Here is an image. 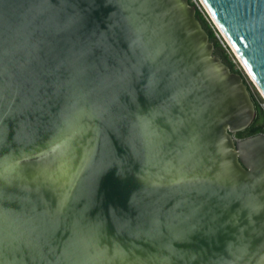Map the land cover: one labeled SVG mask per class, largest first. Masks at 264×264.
Wrapping results in <instances>:
<instances>
[{
    "label": "water",
    "instance_id": "obj_1",
    "mask_svg": "<svg viewBox=\"0 0 264 264\" xmlns=\"http://www.w3.org/2000/svg\"><path fill=\"white\" fill-rule=\"evenodd\" d=\"M200 1L264 98V0ZM256 117L189 0H0V264H264Z\"/></svg>",
    "mask_w": 264,
    "mask_h": 264
},
{
    "label": "trees",
    "instance_id": "obj_2",
    "mask_svg": "<svg viewBox=\"0 0 264 264\" xmlns=\"http://www.w3.org/2000/svg\"><path fill=\"white\" fill-rule=\"evenodd\" d=\"M189 2L191 5H194L192 0H189ZM197 18L201 22L207 34L209 35L210 41L214 44L215 54L222 59V61L231 69L232 72L242 74V76L245 79V82L248 85V89L251 93L252 99L257 109V117L255 121L252 123V125L250 126V136H254L258 133H262L264 131V123L262 122L263 125H259L256 122L258 119H261V118L264 120V111L260 107V104L257 99V95L256 94L253 95L252 93V90H253L252 84L251 83L249 84L247 82V77L245 76V74L240 69L237 68L236 63L234 62L233 58L231 57V54L229 53L230 52L229 47H223L221 45L219 38H218L219 33L217 29L213 27L211 23L208 22L206 16L203 13H201L198 9H197Z\"/></svg>",
    "mask_w": 264,
    "mask_h": 264
},
{
    "label": "rangeland",
    "instance_id": "obj_3",
    "mask_svg": "<svg viewBox=\"0 0 264 264\" xmlns=\"http://www.w3.org/2000/svg\"><path fill=\"white\" fill-rule=\"evenodd\" d=\"M211 21V20H210ZM212 25H214L215 27V24H213V22L211 21ZM216 28V27H215ZM217 29V28H216ZM220 41V40H219ZM221 45L224 47L223 43L220 41ZM228 47V46H227ZM229 53L231 54V57L233 58L234 62L236 63V66L238 69H240L243 73H245V70L243 69L242 65L240 64V62L237 60V58L235 57V55L233 54V52L229 49ZM246 74V73H245ZM247 75V74H246ZM248 77V76H247ZM250 77V76H249ZM247 78V82H249V84L251 83L252 86H253V90H252V93L253 95H257V99H258V102L260 104V107L261 109L264 111V98L262 97V95L258 92L257 88L254 86V84L252 83V81L250 80V78ZM261 122L264 123V120L261 118L260 119Z\"/></svg>",
    "mask_w": 264,
    "mask_h": 264
},
{
    "label": "built area",
    "instance_id": "obj_4",
    "mask_svg": "<svg viewBox=\"0 0 264 264\" xmlns=\"http://www.w3.org/2000/svg\"><path fill=\"white\" fill-rule=\"evenodd\" d=\"M192 2L194 3V6H196L197 7V9L201 12V13H203L205 16H206V18H207V20H208V22L209 23H211V21L213 22V20L211 19V17L209 16V14H208V12H207V10L205 9V7H204V5L202 4V2L200 1V0H192ZM211 20V21H210ZM213 24H214V22H213ZM211 25H212V23H211ZM213 27H214V25H212ZM215 27H216V25H215ZM217 28V27H216ZM217 31H218V29H217ZM218 33H219V31H218ZM218 35V34H217ZM218 38H219V40L223 43V45H224V47H227L228 45L226 44V42H225V40L222 38V36H221V34L219 33V35H218ZM245 74V73H244ZM245 76L247 77L248 75H246L245 74ZM249 77V76H248ZM247 77V78H248ZM251 80V79H250ZM249 83V82H248ZM252 83H253V81H252ZM254 84V83H253ZM255 86V85H254ZM256 87V86H255ZM258 90V89H257ZM258 92H259V90H258ZM260 93V92H259ZM263 97V96H262Z\"/></svg>",
    "mask_w": 264,
    "mask_h": 264
},
{
    "label": "flooded vegetation",
    "instance_id": "obj_5",
    "mask_svg": "<svg viewBox=\"0 0 264 264\" xmlns=\"http://www.w3.org/2000/svg\"><path fill=\"white\" fill-rule=\"evenodd\" d=\"M256 123H258L259 125H263V123L260 121V119H258ZM262 133H264V131ZM262 133H258L256 135H259V134H262ZM235 136H236L237 139H246V138L250 137V127L247 128L243 132H239V133L235 134Z\"/></svg>",
    "mask_w": 264,
    "mask_h": 264
},
{
    "label": "bare ground",
    "instance_id": "obj_6",
    "mask_svg": "<svg viewBox=\"0 0 264 264\" xmlns=\"http://www.w3.org/2000/svg\"><path fill=\"white\" fill-rule=\"evenodd\" d=\"M207 8V7H206Z\"/></svg>",
    "mask_w": 264,
    "mask_h": 264
}]
</instances>
